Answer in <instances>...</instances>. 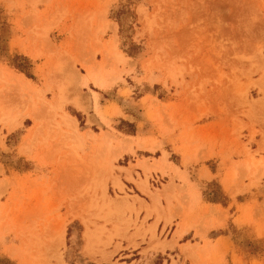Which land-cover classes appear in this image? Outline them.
<instances>
[{"label": "rangeland", "instance_id": "374dc122", "mask_svg": "<svg viewBox=\"0 0 264 264\" xmlns=\"http://www.w3.org/2000/svg\"><path fill=\"white\" fill-rule=\"evenodd\" d=\"M20 44L35 59L16 54ZM0 61L37 85L0 76V264H264L260 162L247 168L254 179L239 169L222 184L230 164L264 151V0H0ZM101 86L112 90L90 108L87 95ZM124 111L138 114V130L118 118ZM136 130L161 149L124 145L121 132ZM177 130L199 147L188 164L200 166L199 179L213 178L204 163L220 161L225 198L209 183L194 201L193 237L211 253L169 241L186 207L167 195L174 156L162 142ZM160 154L135 173L136 158ZM202 199L227 207L214 217ZM209 226L233 242L212 245Z\"/></svg>", "mask_w": 264, "mask_h": 264}, {"label": "crops", "instance_id": "0c3cea01", "mask_svg": "<svg viewBox=\"0 0 264 264\" xmlns=\"http://www.w3.org/2000/svg\"><path fill=\"white\" fill-rule=\"evenodd\" d=\"M20 45L21 46L17 45V47L20 48V50H22L24 53L19 51L16 48L14 50L16 54L23 55L25 57L29 56V57L35 59V57H34V52H35L34 50L35 49L33 47L31 49L28 46H24L23 44H20ZM0 76H2L3 78L12 77V79H14V81H17V82H22L21 79H23V81L25 80L28 82L27 83L28 87H34L36 85L34 83V81L31 80L29 77H27L24 73L15 71L14 69H12L10 67V65L7 62H3V61H0ZM90 81L92 83H94L95 85H97L95 83V81L93 80V78H89L88 82H90ZM111 90H112L111 88H106V87L101 86L99 91H94V93L97 96H95L93 94V92L88 93L87 97L90 99V103L88 104V106L90 108H95L96 104L101 103V100L103 99L102 93L108 94L109 91H111ZM107 100L111 101L112 99H107ZM112 107H114V108H111L110 112L115 111V110L119 111V108L115 107V105H112ZM124 112H125L124 116H130L131 118H127L124 116H118V118L120 120H125L127 122H134L135 123L134 126L138 130V126H137V123H139L138 114L135 112H129V111H124ZM65 118L68 120V122H71L69 124L74 129H76L77 122H76V119L74 118V116H72V115L70 116L69 114H67L65 116ZM141 123L143 124L141 126V128L143 129L144 124L147 123V120L146 119L141 120ZM87 130H93V129L89 128ZM137 130L134 133H123L121 131H118V132H121L122 135L124 136V138H123L124 139L123 140L124 145H125V143H129V142L130 143H136V142L144 143L145 147H139V148H142V149L147 150V151L152 152V153L156 152L157 149H161V145L158 146L160 144L159 140L145 138V137H150L151 135L147 134V133L143 134ZM179 134H180L179 130H177V132L175 131L173 134L170 135L171 138H168V140L164 139L162 142V144L165 148L164 150H162V152L165 151V152L169 153L170 156H172V155L174 156V159H170L169 157L167 158L168 163H170L169 167L173 169L171 173H173L172 175L175 177L174 184L168 190L167 195L170 196L169 199H170V202H172V204H173V199H175L178 202L179 207L180 206H183V207L186 206L185 208L179 209L178 214L183 215L184 217L182 218L183 220L178 223V226L173 231L172 237L169 239V241H171L173 238L175 241L178 239V241H177L178 245H181V244L187 245L188 243H190L191 246L197 247V249H198L197 251L203 249V251H205V252L209 251L211 253L210 244L206 246V244L203 240H198V239H196V237H193L194 236L193 228H195L196 223H197V221H195V218H194L195 209L197 207L195 205L194 201L196 200V192H197V190L199 191L198 187L205 189L204 186L208 185L209 183H210V185H208V187H210V189L215 187V186L218 187V189L220 191V197L225 198L224 191L222 189V185H221L220 181L217 179V177H215L219 172L218 169H219L220 161L218 159H210L207 163H204V166H206L207 168L202 167V171L204 172L205 175L213 176V178H211L210 180L199 179L198 176H199V172L201 169L200 166L192 167V166L188 165L192 160H194L196 158L201 159V157L197 153L198 152L197 150L199 149V147H194V148H191V150H190L189 144L187 142L181 141ZM91 135H94V137H97V138H101V139L103 138V136H101V135L98 136L95 133H90L89 137ZM132 140H133V142H131ZM156 141H158L159 144L155 147V149H151V148L147 147V146L152 145V143H156ZM174 146H177L176 149H177V151L179 150L178 152L180 153V155L177 153L174 154V149H173ZM121 147H122V145H121ZM135 147H138V145H136V144L133 145L132 148H133L134 152L136 150ZM150 147H152V146H150ZM178 147H179V149H178ZM251 148L253 150H257L259 148V146L257 147L256 143H252ZM125 153H130V152H125ZM125 153H123V155ZM250 154H251V156H248L243 162H237L238 164H236V163L230 164V172H228L227 175L222 177V184L224 183L223 186L225 185L227 188H230L231 182L234 181V179L236 178V175H237V172L239 169H242V171L245 172V174L251 176V178L254 179V177H252L253 176L252 174H255V173H253L254 171L251 169L249 172H247V168L250 167L251 164L252 165L256 164L257 163L256 161L260 162L259 170H261V171L264 170V151H261L258 154L251 152ZM253 154L255 155L254 157H252ZM203 157H206V156H203ZM109 159H111V157ZM146 159H148V160L146 161ZM160 159H161V161H160ZM129 160H131V159H129ZM164 160H165V158L163 157V154H160L156 157H150V155H149V156L138 157L133 162H131V164L135 165L134 166L135 173L137 172L136 169H140L144 173L143 166L149 167L151 165H154L156 163L155 161H160L162 163ZM233 160L236 161V160H239V158L238 159L233 158ZM185 163L188 166L185 165ZM164 165H165V163L161 164L159 166V168L161 166L165 167ZM121 166L125 167V169H123V170H125L123 172L124 175L129 174L126 169L131 170L130 165H121ZM173 167H175V168H173ZM132 174H133V177L136 179L137 177L134 175V172ZM139 174L141 175V173H139ZM141 176L143 178V174ZM167 181H169V180H167ZM168 183H170V182H168ZM215 193L216 192H214V194ZM245 201H247V199L244 200L243 202H245ZM201 202L208 203L211 206V208L209 209L208 212H209V214H214V217H215V215L219 214V212L221 211L220 210L221 208L225 209L227 207V203L226 204L223 203V201H221L220 199H216L213 201H203V199H202ZM238 202H242V201H238ZM203 209H205L207 211L206 208L203 207ZM232 211H233V208L229 209V213H231ZM207 216H208V218H210V216H212V215H207ZM232 218H233V216H232ZM232 218H227L226 224ZM232 221H229V222H232ZM204 223L207 224L208 221H205ZM210 223H211V221H210ZM184 224L190 225L188 230L184 231L181 235H178V234L175 235L176 231L182 230ZM210 225H212V223ZM65 227H66V224H65ZM205 228H208V227H204L203 230H205ZM220 228L221 227L217 228L216 226L215 227L209 226V228L206 231L207 238L209 240H211L212 245L218 244L220 246V243H222V242H225V243L231 242L232 243L233 242L232 235L229 233H222L220 231ZM251 229L253 230V228H251ZM252 230H250V232ZM213 232H215V233H213ZM209 234H212V235H209ZM201 235H203V234H201ZM187 236H190L191 239H185V237H187ZM193 238H194V240H193ZM188 241H190V242H188ZM195 245H198V246H195ZM227 254L229 255L230 251H228Z\"/></svg>", "mask_w": 264, "mask_h": 264}, {"label": "bare ground", "instance_id": "6f19581e", "mask_svg": "<svg viewBox=\"0 0 264 264\" xmlns=\"http://www.w3.org/2000/svg\"><path fill=\"white\" fill-rule=\"evenodd\" d=\"M21 81L23 82V85H24V87L26 86H28L27 85V81H23V79H21ZM2 120L5 122V123H8L9 125H10V127L12 128V127H14L15 126V116H11L10 114H9V112H3V118H2ZM52 122V121H51ZM76 134V133H75ZM90 138H95L94 137V135H91L90 136ZM79 143H80V141L79 142H77L76 143V145L77 146H79ZM76 146V147H77ZM114 155V154H113ZM116 156H113L112 158H115ZM109 167V166H108ZM102 173V172H101ZM100 174V173H99ZM98 178V177H97ZM118 178V177H117ZM96 180V179H95ZM100 182V185H101V187L102 188H104L105 187V182H103V181H99ZM103 191H104V189H103ZM155 199V198H154ZM86 220V219H85ZM86 225H88L87 224V221L86 222H84ZM190 227V225L189 224H184V226H183V228H182V230H179L178 232H177V234L178 235H181L184 231H186V230H188V228ZM60 230H59V232H60V235H61V237L64 235V231H65V225H64V223H62L61 224V226H60V228H59ZM91 230H90V227L88 226V228H87V235H89L88 237V239H89V241L91 240ZM163 246L165 245V244H162ZM90 246V245H89Z\"/></svg>", "mask_w": 264, "mask_h": 264}]
</instances>
